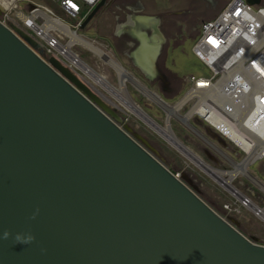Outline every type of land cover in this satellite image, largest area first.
Listing matches in <instances>:
<instances>
[{
	"label": "water",
	"instance_id": "water-1",
	"mask_svg": "<svg viewBox=\"0 0 264 264\" xmlns=\"http://www.w3.org/2000/svg\"><path fill=\"white\" fill-rule=\"evenodd\" d=\"M42 54L0 22V264H264V246L120 128L89 83Z\"/></svg>",
	"mask_w": 264,
	"mask_h": 264
},
{
	"label": "rangeland",
	"instance_id": "rangeland-1",
	"mask_svg": "<svg viewBox=\"0 0 264 264\" xmlns=\"http://www.w3.org/2000/svg\"><path fill=\"white\" fill-rule=\"evenodd\" d=\"M228 2L229 0H108L83 31L76 29L79 36L100 47L110 60L122 67L135 81H127V95L142 109L154 126L156 124L159 128L170 127L176 139L200 158L210 170L182 153L172 142L165 139L156 127L127 107L125 98L116 99L88 76L78 70L77 72L125 121V125L131 130L130 135L140 145L175 176H179L211 209L230 221L246 238L264 246V220L255 214L253 208L249 210L241 207L238 200L242 195L249 198L255 206L264 208V165L256 164L250 167L251 177L242 174L236 176L230 187L240 194L235 195L233 190L218 181L213 171L231 172L234 166L228 158H234L238 162H241L242 158H235L232 149L225 151L224 154L220 153L214 147L219 145L211 141L202 126L192 122L196 128L193 129L187 124L185 118L191 115V104L182 107L179 116H173L168 120L165 109L151 98L152 95H157L167 105L175 106L182 102L186 94L185 76L210 75L209 69L190 54L193 52L202 24L216 18ZM3 3L6 4L5 7L2 6ZM31 5L44 12L51 10L65 23L76 26V22L59 13L57 6L50 0H0L1 18L5 19L6 26L11 28L14 21L19 22L18 14H29ZM139 16L156 17L155 19L159 21L158 30L164 42L157 61L159 75L153 81L149 80L143 74L144 71L135 66L132 57H129L139 47V42L127 33L120 36L118 32L119 26L126 24L130 17L134 19ZM143 31L147 36L152 35L151 32L147 34L145 29ZM69 41L70 39L65 36L62 43L65 45ZM132 43L135 46L131 47ZM71 50L88 68L113 87L120 89V77L109 62L81 45H75ZM44 58L47 62L51 59ZM228 178L229 176L221 177L224 180ZM230 203L234 204L237 210L232 219L224 210Z\"/></svg>",
	"mask_w": 264,
	"mask_h": 264
},
{
	"label": "built area",
	"instance_id": "built-area-1",
	"mask_svg": "<svg viewBox=\"0 0 264 264\" xmlns=\"http://www.w3.org/2000/svg\"><path fill=\"white\" fill-rule=\"evenodd\" d=\"M50 1L57 6L59 13L76 22V26H72L75 29H80L102 2ZM258 1L259 3L251 5L247 0H229L216 18L202 24L192 51L209 69L210 75L185 76L186 94L182 100L185 101L184 107L191 104V112L193 111L186 121L187 124L193 129L196 128L192 122L202 126L211 141L219 145L213 144L220 153L224 154L232 149L233 156L242 158V161L238 162L228 156L227 158L232 162V166L233 163L245 164L247 173L239 174L249 177L250 167L256 164L264 165V0ZM38 11L42 10L35 6V9H31L26 15L32 17ZM44 13L56 17L51 10ZM1 17L0 22L6 26V20ZM22 25L25 28L23 31L42 46L44 61V57L56 58L64 67L79 75L67 59V51L61 50L67 46L62 43L65 36L61 32L50 29L44 35L46 24L38 18L34 19L31 26L23 23ZM116 123L122 129L126 127L121 117ZM238 200L241 207L249 210L255 205L245 196ZM224 210L230 219L237 212L232 203L226 205Z\"/></svg>",
	"mask_w": 264,
	"mask_h": 264
},
{
	"label": "bare ground",
	"instance_id": "bare-ground-1",
	"mask_svg": "<svg viewBox=\"0 0 264 264\" xmlns=\"http://www.w3.org/2000/svg\"><path fill=\"white\" fill-rule=\"evenodd\" d=\"M3 7L6 6L5 3L2 4ZM40 6V5H38ZM43 7V6H42ZM44 8V7H43ZM19 22H13L14 26L16 28H19L21 30H25L24 25H30L34 22L35 18L44 20L46 27L44 30V35L48 33L50 29L58 30L61 32L62 35H65L70 39L69 43L67 44L65 49H61L62 51H67V59L69 62L74 65V67L82 72L85 76H88L91 80L95 82L98 86L104 88L109 93L113 94L114 97L118 100H121L123 98L126 99V103L128 104L127 107H129L133 112L138 113L142 118L147 120L149 123H151L154 126V123L150 119H148V116L142 111L140 107H138L134 102L130 100V98L127 95L126 90V83L128 80H131L135 82L130 75L118 64H116L114 61L110 60L109 64L117 71L119 77H120V89H117L113 87L111 84L106 82L102 77L97 75L93 70L88 68V66L84 63H82L78 57H76L72 52L71 49L75 45H81L90 51L97 54L99 57L106 56L105 53L102 51L100 47L95 45L93 42H89L82 38V36H79L77 34V30L70 26L69 24L65 23V21L61 20L57 17H52L42 11L36 12L32 17H29L25 14H18ZM130 17L126 24L119 26L118 32L126 31L130 36L135 38L139 42V47L133 52L132 59L136 63V65L141 68L143 73L149 78L153 79V77L158 75V71L156 68V60L158 59V55L163 43V38L161 33L158 30L159 21L156 19H150L148 17L139 16L138 18L131 19ZM149 20V21H148ZM152 22V23H151ZM35 31L37 32V29L33 26ZM143 29H149V31L152 33L151 36H147ZM74 30V31H73ZM70 50V51H69ZM81 77V76H80ZM151 94V93H150ZM151 98L155 100L157 103H159L167 112L168 114V120L173 116H179V112L184 107L185 101L180 102L179 104L175 106L167 105L165 102L160 100L159 96L152 95ZM193 112V111H192ZM191 112V114H192ZM191 115L187 116L185 120L187 121L190 118ZM158 131L167 139L168 141L172 142L182 153L190 157L193 161H195L198 165L207 168L202 160L198 157H196L191 151H189L186 147H184L173 135L170 127L167 128H159L156 124L155 126ZM234 170L228 173H221L217 171H213L216 175V178L218 181H221L225 186L231 187V182L238 176L239 173L246 174V165L245 164H238L233 163ZM223 176H229L227 180L221 179ZM233 190L232 192L240 196V194ZM242 196L239 197L241 199ZM251 208H253L255 214L264 220V209L258 208L257 206L253 205Z\"/></svg>",
	"mask_w": 264,
	"mask_h": 264
},
{
	"label": "trees",
	"instance_id": "trees-1",
	"mask_svg": "<svg viewBox=\"0 0 264 264\" xmlns=\"http://www.w3.org/2000/svg\"><path fill=\"white\" fill-rule=\"evenodd\" d=\"M191 56L195 57L193 53L190 54ZM196 58V57H195ZM197 59V58H196ZM198 60V59H197ZM199 61V60H198ZM200 62V61H199ZM197 76V75H196Z\"/></svg>",
	"mask_w": 264,
	"mask_h": 264
},
{
	"label": "clouds",
	"instance_id": "clouds-1",
	"mask_svg": "<svg viewBox=\"0 0 264 264\" xmlns=\"http://www.w3.org/2000/svg\"><path fill=\"white\" fill-rule=\"evenodd\" d=\"M8 235V233H5V236H7ZM30 239H33V237H31Z\"/></svg>",
	"mask_w": 264,
	"mask_h": 264
},
{
	"label": "flooded vegetation",
	"instance_id": "flooded-vegetation-1",
	"mask_svg": "<svg viewBox=\"0 0 264 264\" xmlns=\"http://www.w3.org/2000/svg\"><path fill=\"white\" fill-rule=\"evenodd\" d=\"M137 42H138V41H137ZM133 45H134V44L132 43L130 46L133 47ZM134 46H135V45H134Z\"/></svg>",
	"mask_w": 264,
	"mask_h": 264
},
{
	"label": "crops",
	"instance_id": "crops-1",
	"mask_svg": "<svg viewBox=\"0 0 264 264\" xmlns=\"http://www.w3.org/2000/svg\"><path fill=\"white\" fill-rule=\"evenodd\" d=\"M163 43H164V42H163ZM163 43H162V44H163ZM192 53H193V52H192ZM143 74H144V73H143ZM144 75H145V74H144ZM145 76H146V75H145ZM146 77H147V76H146ZM147 78H148V77H147ZM148 79H149V78H148ZM150 80H151V79H150Z\"/></svg>",
	"mask_w": 264,
	"mask_h": 264
}]
</instances>
